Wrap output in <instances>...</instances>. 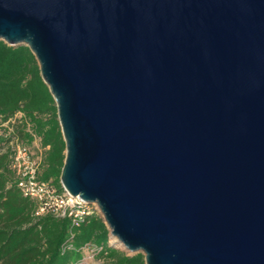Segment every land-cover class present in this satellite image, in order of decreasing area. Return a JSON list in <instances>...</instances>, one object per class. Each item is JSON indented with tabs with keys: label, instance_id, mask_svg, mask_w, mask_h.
<instances>
[{
	"label": "water",
	"instance_id": "water-1",
	"mask_svg": "<svg viewBox=\"0 0 264 264\" xmlns=\"http://www.w3.org/2000/svg\"><path fill=\"white\" fill-rule=\"evenodd\" d=\"M56 102L61 183L146 264H264V0H0Z\"/></svg>",
	"mask_w": 264,
	"mask_h": 264
},
{
	"label": "trees",
	"instance_id": "trees-1",
	"mask_svg": "<svg viewBox=\"0 0 264 264\" xmlns=\"http://www.w3.org/2000/svg\"><path fill=\"white\" fill-rule=\"evenodd\" d=\"M18 139L39 160L38 179L64 193L61 172L66 157L56 102L27 45L0 40V264H81L89 244L103 264H146L142 253L113 247L99 212L75 227L69 217L37 216L38 203L18 186L12 168Z\"/></svg>",
	"mask_w": 264,
	"mask_h": 264
},
{
	"label": "built area",
	"instance_id": "built-area-1",
	"mask_svg": "<svg viewBox=\"0 0 264 264\" xmlns=\"http://www.w3.org/2000/svg\"><path fill=\"white\" fill-rule=\"evenodd\" d=\"M13 147L12 168L18 177V186L23 194L38 203L37 216L52 213L57 217H69L73 226L78 227L86 216L99 212L97 205L86 203L68 192L60 194L47 183L38 179L39 160L31 157L30 149L18 139L11 142ZM86 249L98 252L101 247L89 244Z\"/></svg>",
	"mask_w": 264,
	"mask_h": 264
},
{
	"label": "rangeland",
	"instance_id": "rangeland-1",
	"mask_svg": "<svg viewBox=\"0 0 264 264\" xmlns=\"http://www.w3.org/2000/svg\"><path fill=\"white\" fill-rule=\"evenodd\" d=\"M112 244V243H111ZM81 264H103L102 260H99L95 252L86 249V257Z\"/></svg>",
	"mask_w": 264,
	"mask_h": 264
},
{
	"label": "bare ground",
	"instance_id": "bare-ground-1",
	"mask_svg": "<svg viewBox=\"0 0 264 264\" xmlns=\"http://www.w3.org/2000/svg\"><path fill=\"white\" fill-rule=\"evenodd\" d=\"M112 244L116 245L117 247L123 248L122 243H120L118 240L115 238L112 239Z\"/></svg>",
	"mask_w": 264,
	"mask_h": 264
}]
</instances>
